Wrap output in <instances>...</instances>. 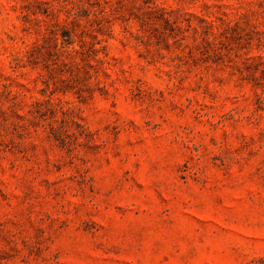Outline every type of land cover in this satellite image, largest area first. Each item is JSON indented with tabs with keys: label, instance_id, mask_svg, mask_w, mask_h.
I'll return each mask as SVG.
<instances>
[{
	"label": "rangeland",
	"instance_id": "1",
	"mask_svg": "<svg viewBox=\"0 0 264 264\" xmlns=\"http://www.w3.org/2000/svg\"><path fill=\"white\" fill-rule=\"evenodd\" d=\"M0 264H264V0H0Z\"/></svg>",
	"mask_w": 264,
	"mask_h": 264
}]
</instances>
